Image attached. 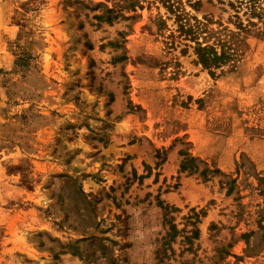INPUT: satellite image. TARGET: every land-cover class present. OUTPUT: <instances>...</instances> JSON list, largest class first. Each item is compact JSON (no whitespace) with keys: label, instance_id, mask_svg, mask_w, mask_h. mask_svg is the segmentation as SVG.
Masks as SVG:
<instances>
[{"label":"rangeland","instance_id":"1","mask_svg":"<svg viewBox=\"0 0 264 264\" xmlns=\"http://www.w3.org/2000/svg\"><path fill=\"white\" fill-rule=\"evenodd\" d=\"M137 1L0 0V264H264V10Z\"/></svg>","mask_w":264,"mask_h":264},{"label":"trees","instance_id":"2","mask_svg":"<svg viewBox=\"0 0 264 264\" xmlns=\"http://www.w3.org/2000/svg\"><path fill=\"white\" fill-rule=\"evenodd\" d=\"M114 5L111 8L105 9V15L96 16L98 20L105 21L107 23L111 22L118 16V13L123 10H128L134 12L136 8H141L137 0H113ZM220 1V0H218ZM163 7L173 15L174 22L177 25L180 32L190 37V39L195 40L194 54L197 57L198 62L205 69H218L224 64H226L231 55L227 51L225 41L222 38H215V43L208 44V42H198L197 36L201 34L209 33L207 26L208 21H199L193 17H190L187 12L181 6L180 0H159ZM231 8L237 12L242 11L243 14L250 16L261 17V11L264 9V0H229L227 3ZM110 14H114L111 16ZM193 20L194 23L190 21ZM242 26V23H239ZM203 36V39H209L210 36ZM195 158L190 156H185L179 165V171L184 172H195L197 167L193 166ZM202 174V172H201ZM195 235L197 230H194Z\"/></svg>","mask_w":264,"mask_h":264}]
</instances>
